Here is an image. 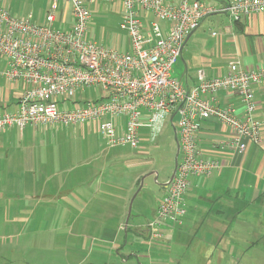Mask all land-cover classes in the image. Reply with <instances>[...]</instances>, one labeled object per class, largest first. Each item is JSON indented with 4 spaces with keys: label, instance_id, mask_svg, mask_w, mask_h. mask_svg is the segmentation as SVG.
I'll return each instance as SVG.
<instances>
[{
    "label": "built area",
    "instance_id": "2783aa9c",
    "mask_svg": "<svg viewBox=\"0 0 264 264\" xmlns=\"http://www.w3.org/2000/svg\"><path fill=\"white\" fill-rule=\"evenodd\" d=\"M100 4L120 7L119 28L128 37V51L88 39L91 8ZM139 13L154 18L152 44L143 36ZM263 13L264 0H231L220 8L200 0H47L44 23L36 24L13 16L0 0V76L23 87L16 111L0 116V131L90 124L109 148L137 149L154 143L164 123L171 121L178 144L176 169L147 225L150 239H159L162 224H182L191 181L222 168L198 146L201 122L226 129L230 137L219 146L233 152L241 151L244 141H262V126L254 118V92L264 86V67L245 69L233 61L223 76L212 79L199 71L196 86L188 90L172 78V67L187 37L208 16L226 14L239 23ZM160 22L167 26L163 36ZM90 88L93 100L85 94ZM219 93L234 95L242 110L219 106Z\"/></svg>",
    "mask_w": 264,
    "mask_h": 264
},
{
    "label": "crops",
    "instance_id": "0c3cea01",
    "mask_svg": "<svg viewBox=\"0 0 264 264\" xmlns=\"http://www.w3.org/2000/svg\"><path fill=\"white\" fill-rule=\"evenodd\" d=\"M209 1L214 5H208L220 8L231 0ZM220 15L226 19L213 18L218 30L210 33L214 41L198 57L195 73L201 71L205 79L221 77L233 61L245 69L264 67V13L251 15L239 23H232L226 14ZM138 17L145 40L152 44L156 37L150 30L148 14L139 13ZM158 25L159 35L163 36L167 26L162 22ZM2 80L5 86L0 88V116L16 111L23 88L20 83ZM196 84L197 76L184 82L188 88ZM254 101V118L262 126L259 145L244 141L242 150L233 152L219 146L230 137L226 129L212 121L200 123L198 146L205 157L218 160L222 168L207 178L191 181L184 198L182 224H162L161 237L154 240L150 239L147 229L152 219L144 226L134 224L127 229L126 233L131 231V240L120 238L124 228L120 219L115 229L98 220L111 213L112 194L108 187L118 184L121 178L120 171L114 169L118 161L111 150L115 148L107 146L94 125L87 126L93 128L106 148L101 146L97 150L91 143L84 144L76 151L60 153L57 161L51 162L52 166L46 158L49 145L39 144L37 137L52 129L10 127L0 131V216L5 217L0 219V264H12L16 259L22 264H31L25 252L35 243L28 239L32 233L48 231H33L31 219L50 214L58 217V223L65 225L69 232L99 229L97 241L101 247L93 254L97 260L109 257L112 264H118L116 257L121 264H146L147 260L148 264H264V86L255 90ZM216 103L242 110L231 94L219 93ZM89 153L92 158L86 159L85 154ZM1 223L7 228L1 227ZM5 238L10 239V248ZM36 244L47 250L58 245L53 238ZM144 246L150 248V254Z\"/></svg>",
    "mask_w": 264,
    "mask_h": 264
},
{
    "label": "rangeland",
    "instance_id": "374dc122",
    "mask_svg": "<svg viewBox=\"0 0 264 264\" xmlns=\"http://www.w3.org/2000/svg\"><path fill=\"white\" fill-rule=\"evenodd\" d=\"M203 1L208 2L207 4H212L209 0ZM4 3L13 16L20 19H30L31 22L36 24L44 23L47 0H4ZM91 10V20L87 27L88 39L106 48L128 51V37L119 28L122 15L120 7L116 4L113 6L100 4L93 6ZM147 18L150 22L154 21L151 15H148ZM213 18L226 19L225 16L217 14L208 16L202 22L200 27L193 32L187 44H185L181 57L173 65L172 78L184 84L185 79L189 81L193 76H197L195 65L198 62V57L203 55L209 44L214 41L210 33L218 30V25ZM2 69L3 59L0 58V70ZM2 79L0 76V88L5 86V82ZM85 94L88 100H93L95 91L90 88ZM173 123H176V118H174ZM26 128L39 127L28 126ZM47 129L52 130L39 134L37 137L39 144L49 145L46 158L50 163L57 161L56 159H58L60 153L68 150L76 151L77 148L82 147L84 144L91 143L97 147V150H100L101 146L105 147L104 142L98 137V134L93 132L91 126H76L74 128L56 126ZM142 135L147 138L146 131H142ZM175 150L173 127L169 121L164 123L154 143L150 144L147 142L137 149H131L126 146L111 150L115 155L114 158L118 161L114 169L116 172L120 171L121 179L118 184L108 187L110 194H112V201L109 203L111 213L108 216L99 217L98 220L105 222L104 226L108 228L112 226L115 229L116 223L120 219L125 228L120 231V238L131 240L133 238L131 231L126 233L127 229H131L134 224L144 226L147 221L154 218L153 212L164 194L163 185L170 179L174 168ZM85 155L86 159L92 158L90 153ZM76 156H70V158L75 159ZM110 168L111 164L108 170ZM137 176H139L138 182H134V184L133 180ZM119 215L121 216L118 217ZM4 218L3 215L0 216L1 220H4ZM57 218L51 214L45 217H32L31 228L33 231L37 232V230L45 229H48V231L32 233V236L28 239L30 242L35 243L33 248L25 252L30 258L28 261L31 264H77L79 262L80 264H112L109 257L107 259L104 256L102 259L99 258L97 260L96 255L93 254L96 248L101 247L97 241L101 234L98 231L99 229L69 232L65 225L58 223L59 220ZM1 227L7 228L2 223ZM91 227L95 228L93 225ZM51 238L58 243L52 249L47 250L36 244L39 241H49ZM5 243L10 248L9 238H5ZM59 245H65L66 247L61 248L58 247ZM67 245L71 247L68 248ZM144 248L148 251L147 254H150V248L147 246H144ZM25 254L22 256L24 257ZM116 259L118 264H121L119 257H116ZM145 263L148 264V260ZM12 264H22V261L16 259Z\"/></svg>",
    "mask_w": 264,
    "mask_h": 264
},
{
    "label": "water",
    "instance_id": "95a60500",
    "mask_svg": "<svg viewBox=\"0 0 264 264\" xmlns=\"http://www.w3.org/2000/svg\"><path fill=\"white\" fill-rule=\"evenodd\" d=\"M192 34V33H191ZM190 34V35H191ZM190 35L187 37V39L190 37ZM187 41V40H186ZM187 88V90H188V87H186ZM171 122V121H170ZM171 125H172V127H173V132H174V140H175V146H176V150H175V158H174V168H173V171H172V174H171V176H170V179L167 181V182H169L171 179H172V177H173V175H174V172H175V169H176V162H177V155H178V144H177V137H176V129H175V127H174V125L171 123Z\"/></svg>",
    "mask_w": 264,
    "mask_h": 264
}]
</instances>
